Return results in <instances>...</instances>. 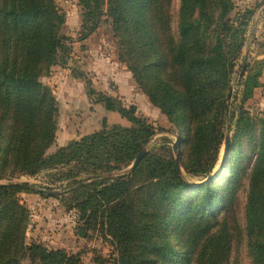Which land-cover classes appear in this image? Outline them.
I'll return each mask as SVG.
<instances>
[{
	"label": "trees",
	"instance_id": "1",
	"mask_svg": "<svg viewBox=\"0 0 264 264\" xmlns=\"http://www.w3.org/2000/svg\"><path fill=\"white\" fill-rule=\"evenodd\" d=\"M78 2L82 38L96 30L106 5L119 59L178 130L182 171L172 147L147 149L155 128L135 106L103 94L95 101L130 125L103 121L48 154L58 108L41 78L66 64L65 17L55 0H0V264L80 262L64 249L26 242L30 211L18 195L48 194L7 178L43 171H55L61 202L76 211V234L96 231L110 244L108 264H241L242 245L250 264H264V116L244 106L261 85L264 59L245 63L240 98L230 92L253 10L231 18L233 0H179L174 28L173 0ZM226 135L223 167L193 185L188 175L200 182L213 172Z\"/></svg>",
	"mask_w": 264,
	"mask_h": 264
},
{
	"label": "rangeland",
	"instance_id": "2",
	"mask_svg": "<svg viewBox=\"0 0 264 264\" xmlns=\"http://www.w3.org/2000/svg\"><path fill=\"white\" fill-rule=\"evenodd\" d=\"M55 2L64 14L65 22L61 27V32L70 38L69 44L71 50L65 65H53L50 74L41 78V81L52 90L57 100L58 108L55 140L47 149V153H53L71 140H79L91 132L99 131L103 127V121H105L107 126L111 124L130 125V122L119 113L107 110L103 103L95 101L99 94L118 99L126 107L135 106L136 114L144 118L155 128V134L148 143V150L158 148L164 150L163 147L170 149L175 141L177 144L179 140L177 135L178 130L168 121L166 115L150 102L147 95L134 80L127 64L119 59L118 38L112 28L111 18L107 14L106 5L103 6L104 14H102L96 30L88 37L82 38L80 36L83 32V19L81 5L78 0H55ZM233 3L234 9L230 14L231 18H234L237 13L253 10V15L247 27L245 45L241 58L235 67L232 80L231 94L233 96L237 95L240 98L243 85L237 82L241 79V76H239V66L242 64L244 58H246V62L250 65L253 64L254 60L264 59V0H233ZM178 6L179 0H173L174 28H176ZM105 43L111 44V55L107 54ZM87 49H92L93 53L91 55L85 54V50ZM99 56L106 59L105 65L107 68H113L114 73L119 75L117 78H120L119 80L122 82L119 83L124 85V88L129 87V80L130 84L134 85L138 92V99L135 100V103L129 100L128 96L126 97V95H121L117 92V84L114 81L115 76L108 77V71L103 72L104 78H98L85 69V62L89 61L92 57ZM55 66H60L63 69H68V66L70 69L68 76L76 79L75 81L83 82L85 89L81 96L82 98L87 96L90 106H88V103L84 99H82V103H79L77 100V103L74 104L72 98L76 99V97H74L73 93L76 92L75 89L78 86L74 89L68 86L70 91L66 86L64 87V80L60 81V85L52 83L53 81L50 80L51 74L58 72L53 70ZM127 73L130 74V77ZM60 76L64 77L63 74ZM260 82L261 85L253 90V96L245 102L244 106L250 110V113L262 114L264 116V68L260 76ZM89 89L95 92L91 96L88 95ZM231 134L232 132H230V137ZM223 146L224 141L220 148L218 163L215 165L213 172L220 163ZM243 162L247 165L246 160ZM53 173L55 171H43L35 176L19 174L13 178L14 181H28L41 186L40 188L47 187L48 189L60 192L58 195L52 196H43L34 192H23L18 195L20 202L24 203L30 211L29 225L26 230V242L39 243L48 249H64L68 253L79 255V264H108V260L111 259L113 253L112 247L99 232L89 231L87 237H81L76 234L77 213L74 209L67 210L61 202L62 185L60 182L51 181L53 180ZM199 178V176L188 175V180L191 183L198 181ZM2 182H6V180ZM239 253L241 264H250L249 258L246 256L245 245H242ZM32 264L41 263L35 262Z\"/></svg>",
	"mask_w": 264,
	"mask_h": 264
},
{
	"label": "crops",
	"instance_id": "3",
	"mask_svg": "<svg viewBox=\"0 0 264 264\" xmlns=\"http://www.w3.org/2000/svg\"><path fill=\"white\" fill-rule=\"evenodd\" d=\"M92 37V36H91ZM90 39V37H89ZM93 53V50L92 49H87L85 50V54L87 55H91ZM94 57L90 58L89 61L85 62V66H86V70L89 72V73H92L93 75L97 76L98 78H104L103 76V72L104 71H108L109 74H108V77L109 76H115V83L117 84V92L120 93L121 95H126V97L128 96L129 97V100H132L133 103H135V100L138 99V92L136 91L134 85H131L130 84V80H129V83H128V86L129 87H126L124 88L125 86L124 85H121V83L119 82H122L121 80H119L117 77H119V75H116V73H114V70L113 68H107L106 65H105V60L104 58H102V56H99V57ZM68 69H63V68H60V66H55L53 68V70H56L58 71L57 73L55 74H51L52 77H50V80H52L53 82L52 83H55L56 85H60L61 84V80H64V87L66 86L67 89L70 90V88L74 89L75 87L77 88L78 86V91L77 89L75 93H73V95H75L74 97H76V99H73L72 100L74 101V104L77 103V100L79 101V103H82V99H84V101L86 103H88V106H90L89 104V99H87V96L85 98H82V94L84 93V84L82 81H75L76 79H73L72 77H69L68 74L70 73L69 72V67L67 66ZM61 74L64 75V77L60 76ZM130 77V74L127 73ZM67 76V77H66ZM66 83V84H65ZM133 83V82H132ZM124 84V83H123ZM70 88H69V87ZM71 91V90H70ZM130 95V96H129ZM73 97V96H72ZM78 97V98H77ZM141 99V98H139Z\"/></svg>",
	"mask_w": 264,
	"mask_h": 264
},
{
	"label": "water",
	"instance_id": "4",
	"mask_svg": "<svg viewBox=\"0 0 264 264\" xmlns=\"http://www.w3.org/2000/svg\"><path fill=\"white\" fill-rule=\"evenodd\" d=\"M245 63H246V59H244L242 62V66H241V70L239 72V76H242V74L244 72ZM232 86H233V82L230 83V92L232 90ZM229 147H230V137H229V135H226L225 140H224L223 153H222V157H221V160H220L218 167L215 169L214 172L209 174L204 180H202L200 182H194V183H192L193 185H199V184L205 183V182L211 180L212 178H214L219 173V171L221 170V168L223 167V165L226 161V157H227V154L229 151ZM172 149H173V152L175 155V166H176L177 170L181 172L182 168L180 166L179 158L176 154V141L173 143ZM145 153H146L145 148H143L139 151V153L136 155L135 159L133 160L132 164L128 168V170L130 172H133L135 170V168L137 167L138 163L140 162L141 158L145 155ZM7 180L13 181V178H7ZM39 190L41 192H44V193L51 195V196L52 195H58L60 193L58 190H51V189H45V188H39Z\"/></svg>",
	"mask_w": 264,
	"mask_h": 264
},
{
	"label": "built area",
	"instance_id": "5",
	"mask_svg": "<svg viewBox=\"0 0 264 264\" xmlns=\"http://www.w3.org/2000/svg\"><path fill=\"white\" fill-rule=\"evenodd\" d=\"M110 46H111V44H109V43H105V47H106V52H107V54H109V55H111V53H112V51H110Z\"/></svg>",
	"mask_w": 264,
	"mask_h": 264
}]
</instances>
